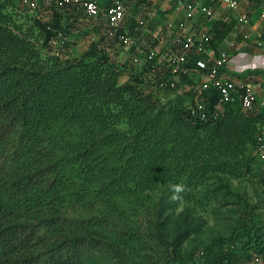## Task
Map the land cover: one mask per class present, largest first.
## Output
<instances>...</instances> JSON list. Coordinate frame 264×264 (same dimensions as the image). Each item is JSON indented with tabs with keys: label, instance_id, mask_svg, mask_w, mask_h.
Here are the masks:
<instances>
[{
	"label": "trees",
	"instance_id": "trees-1",
	"mask_svg": "<svg viewBox=\"0 0 264 264\" xmlns=\"http://www.w3.org/2000/svg\"><path fill=\"white\" fill-rule=\"evenodd\" d=\"M51 5L38 8L51 16L21 23L27 11L0 0V264H88L97 252L136 264V255L146 258L141 220L153 193L183 184L178 200L190 203L215 177L248 176L247 152L256 153L264 119L238 105L214 118V90L199 97L205 120L187 103L162 102L171 74L159 58L137 73L95 40L80 58L54 53L56 42L70 45L64 20L83 14ZM102 30L110 47L146 54L156 46L126 47L106 35V24ZM182 80L194 86L188 75ZM186 93L194 98L192 89ZM250 231L259 261L264 234ZM238 239L192 253L175 247L159 264H239Z\"/></svg>",
	"mask_w": 264,
	"mask_h": 264
},
{
	"label": "rangeland",
	"instance_id": "rangeland-1",
	"mask_svg": "<svg viewBox=\"0 0 264 264\" xmlns=\"http://www.w3.org/2000/svg\"><path fill=\"white\" fill-rule=\"evenodd\" d=\"M256 2L252 5L253 7L260 4H256ZM38 3L39 8L43 6L41 3L46 4L48 9L53 8V5L44 0H39ZM205 3L209 7L220 5L209 0H205ZM18 10L23 9L19 7ZM173 10V7L155 5L151 12L163 15L167 19V16L173 14ZM26 11L23 13L27 14V17L25 16L22 20L17 17L19 22L28 23L29 18L41 14L51 16V12H39V9L31 11L27 8ZM19 15L23 16L20 13ZM248 16H252L251 13ZM67 18L68 20L65 19L63 24L70 25L71 31L68 39L70 45L62 47L60 43L56 42L54 53L61 52L65 57L80 58L95 40L100 49L115 57L120 56L129 69H135L133 64L130 65L132 54H136L139 60L145 62L146 54L143 50L133 51L119 44L110 47L108 44L110 40L102 36V29L105 28L103 22L87 20L83 15H79L74 22L69 17ZM25 26L28 27V24ZM24 29L27 28L24 27ZM138 36L134 37L138 38ZM35 37L38 38L37 33ZM38 44L42 45L41 42ZM42 54L44 57L50 55L47 50H42ZM137 70L135 72L141 73L143 69L138 68ZM248 74L241 81L255 88L258 95L255 108L259 109L261 113L257 114L255 109L253 114L264 119V87H261L264 83V72L249 71ZM148 78L152 81L154 76L149 74ZM235 79L238 80V78ZM191 80L195 84L198 79L193 75ZM186 91L183 88L177 96L160 99L162 102L173 99V102L176 103H189V94ZM247 156L250 158L251 170L248 176L241 179H233L228 176L215 177L201 188L197 201L183 203L178 199L172 200L171 197L174 193L164 187L156 190L141 220L144 241V250L141 251V254L146 258L142 260L140 256L136 255L134 258L136 264H140L141 261L143 264H159L160 260L171 256L175 247L180 253L209 250L220 238L226 240L239 238L236 243V249L241 256L239 264H264L263 255L259 254V261L256 260V246L250 244V239L246 236V233L251 232L252 226L264 234V171L255 152L249 149ZM251 236L257 237L254 233H251ZM88 264L122 263L110 253L97 252L92 255Z\"/></svg>",
	"mask_w": 264,
	"mask_h": 264
},
{
	"label": "built area",
	"instance_id": "built-area-1",
	"mask_svg": "<svg viewBox=\"0 0 264 264\" xmlns=\"http://www.w3.org/2000/svg\"><path fill=\"white\" fill-rule=\"evenodd\" d=\"M50 4L56 5L60 9L73 8L82 12L83 16L89 20H104L107 31L106 35L110 38L117 37L118 41L126 47L137 46L138 41L144 40L147 22L144 12L151 5L159 2L165 4L174 3L176 11L183 13L182 32L173 40V46L168 48L163 44L164 32H157L161 45L150 47L145 56V64L151 60L159 58V63L163 67L167 65L170 71V78L165 83L168 90L162 91L161 99H167L169 96L174 97L180 91L177 89L178 84H183L184 89L194 92V98L187 105L192 107L194 112L200 113L203 120L207 119L205 106L201 103L199 97L203 91L214 90L218 93V102L215 105L212 115L217 118L224 112L228 105H238L243 112L253 113L258 101V95L255 88L241 80H236L226 74L229 65V56L221 54L217 56L210 48V37L189 33L187 31L188 23L194 19L197 12L205 16L211 15V12L203 6L201 0H44ZM212 3L224 5L229 8L238 19L243 23L248 21V15L241 11V3L237 0H209ZM39 0H22V4L31 11L39 8ZM264 17V13H263ZM133 36H129V31L133 27ZM121 30L120 34L118 31ZM138 36V38L134 36ZM179 49H174L175 46ZM135 62L142 64L138 58ZM188 75L189 80L192 76H205L204 82L195 83L194 86L183 83L182 76ZM164 84H162L163 86ZM170 97V98H171ZM193 105H190L192 103ZM256 155L262 164L264 171V127L258 139ZM258 261V259H257Z\"/></svg>",
	"mask_w": 264,
	"mask_h": 264
},
{
	"label": "crops",
	"instance_id": "crops-1",
	"mask_svg": "<svg viewBox=\"0 0 264 264\" xmlns=\"http://www.w3.org/2000/svg\"><path fill=\"white\" fill-rule=\"evenodd\" d=\"M237 1L241 3V11L243 13H246L247 15L251 13L252 15L248 16V21L246 23L240 21L237 15L226 6L215 5L209 7L206 6L205 0H201L203 6L211 12V15L205 16L204 14L197 12L194 19L189 22L187 26V31L189 33L206 35L214 40L215 46H209V48L217 56H220L221 54L229 56V65L226 74L234 79L238 78V76L247 75L249 71H256L259 73L264 72V0ZM254 2L260 4L253 7L252 5ZM12 3L16 8L20 7L24 10L27 9L21 3V0H12ZM41 4L43 6H40V8L46 7V4ZM156 5L173 7V14L167 16L168 18L165 19L163 15L151 12L154 10L155 5L149 6L144 12V17L147 22L144 40L148 42V45L151 46L155 44L156 46H159L160 49L164 50L165 46H163V44L168 48H171L173 46L174 38L181 34L183 30V13L176 11L174 3L165 4L159 2ZM159 31L164 32V42L162 45V42H160V39L157 36V32ZM174 49L178 50L179 46H175ZM118 58L120 62L124 63L120 56H118ZM135 59L133 62H130L131 66L132 64L135 66L134 70L138 71V68L144 70V63L138 64L135 62ZM140 61L142 62V60ZM197 79L198 80H196L195 83L204 82L207 78L202 75L197 77ZM190 87L192 86H189V88ZM261 87H264V83ZM256 113L260 114L261 112L259 109H256Z\"/></svg>",
	"mask_w": 264,
	"mask_h": 264
},
{
	"label": "clouds",
	"instance_id": "clouds-1",
	"mask_svg": "<svg viewBox=\"0 0 264 264\" xmlns=\"http://www.w3.org/2000/svg\"><path fill=\"white\" fill-rule=\"evenodd\" d=\"M170 187L172 192L174 193L171 197L172 200L180 199V194L186 191V186L183 184H172Z\"/></svg>",
	"mask_w": 264,
	"mask_h": 264
}]
</instances>
